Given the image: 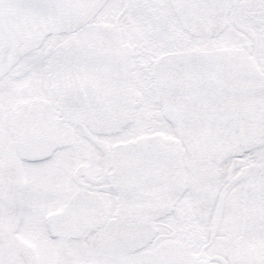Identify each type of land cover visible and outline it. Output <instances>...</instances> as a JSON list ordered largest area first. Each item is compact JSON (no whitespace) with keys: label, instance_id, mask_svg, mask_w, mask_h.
Returning a JSON list of instances; mask_svg holds the SVG:
<instances>
[{"label":"snow or ice","instance_id":"obj_1","mask_svg":"<svg viewBox=\"0 0 264 264\" xmlns=\"http://www.w3.org/2000/svg\"><path fill=\"white\" fill-rule=\"evenodd\" d=\"M0 264H264V0H0Z\"/></svg>","mask_w":264,"mask_h":264}]
</instances>
